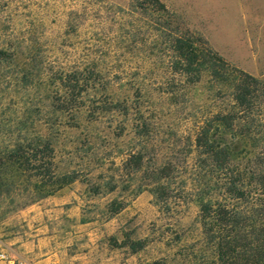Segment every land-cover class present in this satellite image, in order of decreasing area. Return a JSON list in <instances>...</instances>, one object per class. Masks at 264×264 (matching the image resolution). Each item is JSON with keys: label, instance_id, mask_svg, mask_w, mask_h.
Segmentation results:
<instances>
[{"label": "rangeland", "instance_id": "obj_1", "mask_svg": "<svg viewBox=\"0 0 264 264\" xmlns=\"http://www.w3.org/2000/svg\"><path fill=\"white\" fill-rule=\"evenodd\" d=\"M159 1L228 65L264 81V0ZM140 2L0 0V51L11 56L0 58V153L42 134L55 171L74 176L47 193L40 176H16L0 158V238L33 264H194L203 245L188 152L213 93L205 78L194 88L177 80L160 14ZM82 69L98 72L83 101L111 104L60 118L50 100L57 78ZM166 164L174 171L160 181L163 206L150 173Z\"/></svg>", "mask_w": 264, "mask_h": 264}, {"label": "trees", "instance_id": "obj_2", "mask_svg": "<svg viewBox=\"0 0 264 264\" xmlns=\"http://www.w3.org/2000/svg\"><path fill=\"white\" fill-rule=\"evenodd\" d=\"M140 1L141 8L160 14L158 31L167 37L169 68L177 80L194 88L205 78L206 89L213 93L211 107L195 125L188 152L193 154L194 199L203 235L194 264L198 263L197 255L207 251V256L201 254L206 258L203 264H264V81L228 65L201 37L174 22L159 0ZM0 58L11 56L0 51ZM97 74L85 69L60 73V88L50 98L53 111L73 121L83 110L91 118L106 109L111 104L108 100L85 102L81 96ZM128 109L125 103L122 110ZM29 118L26 115L19 122V130L28 129ZM138 127L143 131L145 124L141 121ZM1 148L3 165L13 168L16 176H25L29 171L40 176L47 193L74 177L55 171L52 145L42 134L25 133L12 149ZM141 161L140 151L128 157L135 171ZM173 171L174 166L166 164L150 173L154 181L151 193L160 205L169 199L168 186L160 181Z\"/></svg>", "mask_w": 264, "mask_h": 264}, {"label": "built area", "instance_id": "obj_3", "mask_svg": "<svg viewBox=\"0 0 264 264\" xmlns=\"http://www.w3.org/2000/svg\"><path fill=\"white\" fill-rule=\"evenodd\" d=\"M0 264H33L13 252L0 238Z\"/></svg>", "mask_w": 264, "mask_h": 264}, {"label": "crops", "instance_id": "obj_4", "mask_svg": "<svg viewBox=\"0 0 264 264\" xmlns=\"http://www.w3.org/2000/svg\"><path fill=\"white\" fill-rule=\"evenodd\" d=\"M232 15V14H231Z\"/></svg>", "mask_w": 264, "mask_h": 264}]
</instances>
